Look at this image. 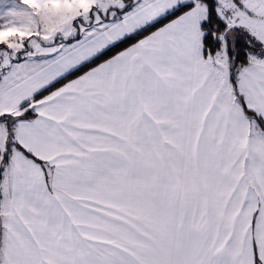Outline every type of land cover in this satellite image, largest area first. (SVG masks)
Here are the masks:
<instances>
[{"label":"snow or ice","instance_id":"snow-or-ice-1","mask_svg":"<svg viewBox=\"0 0 264 264\" xmlns=\"http://www.w3.org/2000/svg\"><path fill=\"white\" fill-rule=\"evenodd\" d=\"M0 264H264V0H0Z\"/></svg>","mask_w":264,"mask_h":264}]
</instances>
